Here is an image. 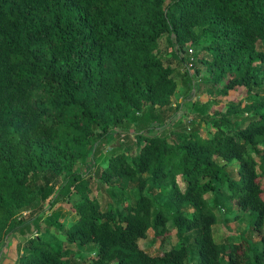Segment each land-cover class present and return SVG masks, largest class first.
<instances>
[{"label": "trees", "instance_id": "trees-1", "mask_svg": "<svg viewBox=\"0 0 264 264\" xmlns=\"http://www.w3.org/2000/svg\"><path fill=\"white\" fill-rule=\"evenodd\" d=\"M190 46L218 89L207 94H245L223 110L200 103L207 136L170 139L157 131L178 86L170 62ZM260 143L264 0H0V243L19 239L18 264H264ZM96 166L108 206L87 194ZM223 197L258 241L215 242ZM149 229L176 241L149 254Z\"/></svg>", "mask_w": 264, "mask_h": 264}, {"label": "rangeland", "instance_id": "rangeland-1", "mask_svg": "<svg viewBox=\"0 0 264 264\" xmlns=\"http://www.w3.org/2000/svg\"><path fill=\"white\" fill-rule=\"evenodd\" d=\"M165 40H160L159 46H164ZM191 47V46H190ZM189 47L186 48V50ZM192 52L184 51L182 57L184 60L182 63L172 60L170 62L171 68L175 70V80L177 89L175 90L171 98V106L168 108V113H170L171 118L164 125L157 129V131H164L170 139H176V133L179 131H189L191 126H197L198 132L202 136H207L211 133L213 128L207 124L200 122L199 115L205 112V108L201 106V102L210 101L206 104V110L209 112L211 109H221L223 110L225 104L230 100L240 99L244 96V90L239 89L237 91L230 92L225 98L217 100L212 95L207 94L209 91H218L216 87L210 84L208 81V73L204 65L198 63L199 59L203 57L201 51L197 47H191ZM188 55V57H187ZM189 57L192 59L189 60ZM190 62V65H189ZM198 66L199 71L197 74L194 72V67ZM171 131V133H170ZM120 138L122 135L116 137H109V140L101 145L102 156L110 151H117V146L120 144ZM122 143V142H121ZM258 149H264V143L257 144ZM99 167L92 169L89 174L92 176V182L90 183L91 191L87 194L91 197L97 198L100 204L108 206L112 200V196L109 193L108 187L102 184L98 178ZM234 172V171H233ZM67 187H64V189ZM70 192L73 191L69 202H74L78 200V196L74 194V189L71 188ZM224 193L223 189L220 190ZM63 193V192H61ZM60 193V194H61ZM59 197H64V200H60L57 204H54V208L61 207L62 211L68 214L65 218L64 223L69 224L73 219V209L69 206V202H64L66 199V194L60 195ZM209 195H206L207 197ZM47 205V202H45ZM218 211L214 210L216 221L213 224L212 235L216 243L226 245L227 242H235L239 238H249L251 241L256 242L259 239V235L264 238V225L259 232L252 230L249 226V220L251 216L245 212L238 209L233 200H228L227 198H222L217 201ZM28 211H23V214ZM264 224V222H263ZM43 228V223L40 224ZM167 226L171 229L172 225L167 223ZM153 229H149L146 232V236L138 240L139 246L149 254H159L164 250L169 249L176 241L174 231H171L169 235L154 238ZM31 232H35L31 230ZM60 237V236H59ZM19 239L9 237L0 243L1 249L7 245L8 248L2 253V264H18V252H17V242ZM21 240V239H20ZM188 244L191 246L192 239L188 238ZM89 246L80 252H86ZM74 264H81L77 259L73 260Z\"/></svg>", "mask_w": 264, "mask_h": 264}, {"label": "water", "instance_id": "water-1", "mask_svg": "<svg viewBox=\"0 0 264 264\" xmlns=\"http://www.w3.org/2000/svg\"><path fill=\"white\" fill-rule=\"evenodd\" d=\"M8 248L7 245L5 244V246L1 249L0 251V264H2V253H4L5 249Z\"/></svg>", "mask_w": 264, "mask_h": 264}, {"label": "built area", "instance_id": "built-area-1", "mask_svg": "<svg viewBox=\"0 0 264 264\" xmlns=\"http://www.w3.org/2000/svg\"><path fill=\"white\" fill-rule=\"evenodd\" d=\"M187 51H189L190 53L192 52V49L191 48H189ZM192 58L191 57H189V60H191ZM189 65H190V62H189Z\"/></svg>", "mask_w": 264, "mask_h": 264}]
</instances>
